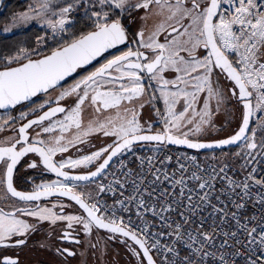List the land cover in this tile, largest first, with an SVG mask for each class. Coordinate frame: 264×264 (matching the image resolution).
Masks as SVG:
<instances>
[{
    "label": "snow or ice",
    "instance_id": "1",
    "mask_svg": "<svg viewBox=\"0 0 264 264\" xmlns=\"http://www.w3.org/2000/svg\"><path fill=\"white\" fill-rule=\"evenodd\" d=\"M80 9L88 30L65 37ZM137 18L140 27L133 31ZM37 19L54 40L60 37L59 46L43 56L22 49L23 57L7 58L0 70V110L18 105L28 109L0 117V131L15 133L0 140V199L15 198L11 211L0 208V250L13 252H0V264H22L20 253L45 222L65 224L56 241L86 244L94 252H102L100 239L92 242L94 230H106L110 240L123 237L137 264H264V176L257 178L255 168L239 181L227 175V165L213 169L208 178L193 171L186 179L189 164L198 170L199 165L196 157L185 155L176 158V179V172L169 176L164 168L173 160L165 154L158 162L139 157V170L121 159L110 179L106 171L114 158L134 155L141 142H156L157 151L168 145L209 149L242 143L247 164L264 158V0H65L63 6L34 0L12 24ZM113 49L118 54L64 86L78 69ZM13 63L17 66H8ZM161 101L163 111L157 107ZM146 103L158 117V131L152 123H141ZM228 104L240 111L232 136L215 143L192 139L214 127L222 109L229 115ZM94 135L111 142L77 158L69 154L54 159L70 149L82 153L81 146ZM29 153L39 157V164L34 160L29 168L42 165L58 179L23 192L14 186V171ZM81 167L89 170L70 174ZM165 182L171 190L163 187ZM91 186L94 190L88 191ZM108 193L110 205L101 195ZM44 197L57 200L51 207L41 206L37 202ZM60 198L79 207L68 213L74 206ZM51 236L33 250L48 251L59 258L58 264H70L77 251L50 242Z\"/></svg>",
    "mask_w": 264,
    "mask_h": 264
},
{
    "label": "flooded vegetation",
    "instance_id": "2",
    "mask_svg": "<svg viewBox=\"0 0 264 264\" xmlns=\"http://www.w3.org/2000/svg\"><path fill=\"white\" fill-rule=\"evenodd\" d=\"M125 23L127 24L128 21L125 20ZM131 28L133 31L134 28L131 25ZM121 50H126L124 46L120 47ZM118 54L117 50H111L110 53H106L105 57L99 58L98 62H94L90 66L80 69L77 74L74 76L75 78L70 82L73 83L75 80L81 78L82 76H85L89 74L90 72L94 71L96 67H99L100 64L105 62V58L109 57L110 55ZM15 65V64H14ZM222 85H226L227 81L224 80L223 77H221L220 80ZM148 106H151L149 104H145V107L141 110L143 113V121L144 122H150L151 120H147L150 117L148 116ZM27 108H23L20 105L16 106V109H10V110H0V117L7 118L8 116H19L21 111H27ZM141 118V114H140ZM2 122V120H0ZM16 127H19V123L16 125ZM159 128V127H158ZM158 131V130H153ZM15 133L10 130L6 129L4 131H0V140L4 139L5 137L14 135ZM107 140V138H102L101 136L94 135L92 138H90V143L87 145H82L83 152H76L75 149H70L69 153L65 154H57V156L54 159H59L60 155L68 156L69 154L73 158H77L81 154H87L90 151L96 150V148H99L102 146V144ZM37 161L39 164V157L36 154L29 153L24 158L21 159L19 164L17 165L16 170L14 171V186L19 191L23 192H31L34 188H36L37 185L49 183L56 179V175L51 172L43 171L42 165L37 168H29L28 164L32 161ZM92 170V166H89ZM88 168H77L74 170H70L71 172H87ZM100 182V179L97 180ZM80 184H83L84 182H77ZM94 186H91L88 188V191H93ZM79 191V189H78ZM64 201L65 204H71L74 207L66 209L68 213H74L75 209L78 208V205H75L74 201H68L67 198H60ZM15 200V198H12V200H5L0 199V208H2L4 211H11L12 210V202ZM57 200L56 197H44L37 203L41 204V206H48L51 207L53 203H55ZM31 222V218H27ZM65 228V224L60 222L56 225H51L49 223H42L40 226V231L33 234L30 240V244L27 248L24 249L22 253H20V257L22 260V264H58L59 258L55 257L52 253L48 251H39V250H33L34 245L41 240L48 239L49 233L51 232V241L52 243H57L58 246L62 247H68L72 248L77 251V256L70 257V264H137V259L135 256L132 255V253L125 247V245L121 242L124 238L119 237L117 239H107L108 233L106 230L101 229L98 232L96 230L93 231V234L91 236L92 242L95 243L97 239H100V247L101 251L94 252L90 248L87 247L85 244L84 246L75 245L71 242H58L55 240V237L59 236L62 229ZM77 231H79L80 236L79 238L83 241L86 239L84 236L82 230L77 227ZM102 238V239H101ZM0 252H3V254L6 255H12V250H0Z\"/></svg>",
    "mask_w": 264,
    "mask_h": 264
},
{
    "label": "built area",
    "instance_id": "3",
    "mask_svg": "<svg viewBox=\"0 0 264 264\" xmlns=\"http://www.w3.org/2000/svg\"><path fill=\"white\" fill-rule=\"evenodd\" d=\"M255 127V125H251ZM258 134L256 137L257 143L260 142L261 135L259 133V130H257ZM159 146L157 145L154 148H150L143 145H137L134 147V155L132 153H126L124 156L116 157L115 160L112 162L111 167L106 170L108 175V179L111 178V172L117 170L119 168V160L124 159L125 162L132 168L139 170V157H153L154 161L158 162L160 158L163 157V155H171L173 157V160L171 162H168L164 165L165 170L168 172L169 176L172 175L173 172H176V179L180 178V172H179V165L177 164L176 158L177 157H196V164L199 165V170L195 167V165L189 164L190 171L185 173V178L187 179L188 176L191 175V172L195 171L198 175H203L205 178H208L210 174H212L213 169H215L217 172L221 167L224 165H227V175L230 177H234L236 180H242L247 174L248 171H250L252 168L256 169L255 175L257 178L264 176V158L257 157L256 161L252 164H247L246 162V153L247 149L243 146L242 143L237 145L236 147L229 148V149H222L211 152L213 154V158H209L207 155L208 153L203 152H197L194 150H188L184 148H178L173 146H167L165 149L161 151H157V148ZM257 152L260 151V149L256 150ZM237 153H240V155H237ZM186 162L187 161H181ZM159 166V165H158ZM145 169H147V165L144 166ZM223 175V174H221ZM103 178H100V181ZM149 180L152 179L151 176L148 177ZM107 182V181H103ZM189 187H194L195 182L194 181H188ZM221 184L219 181H217V191L221 188ZM163 187H168L169 190H171L172 185L165 182ZM259 191L258 186L254 187L252 189V194L255 196L256 193ZM103 197V200H105L109 205L113 203L112 194H101ZM224 199V197H222ZM254 210H250L249 215L253 214ZM120 213H118L119 215ZM258 215V213H256ZM125 216V219L128 217V213L123 214ZM132 219L135 220L136 217L133 215Z\"/></svg>",
    "mask_w": 264,
    "mask_h": 264
},
{
    "label": "rangeland",
    "instance_id": "4",
    "mask_svg": "<svg viewBox=\"0 0 264 264\" xmlns=\"http://www.w3.org/2000/svg\"><path fill=\"white\" fill-rule=\"evenodd\" d=\"M34 3V0H28V5L20 10L14 13L13 17L21 12L27 11L29 9V5ZM54 3L60 6H63V4L65 3V0H54ZM81 14L82 16L85 17L84 15V9H80L78 12L75 13V20L77 19V16ZM143 14V10H141L140 13L137 14V17L139 15ZM12 17V18H13ZM140 23L141 21L139 20V18L136 19L135 23L132 24V27L134 28V30H137L140 27ZM36 25L40 28H43L45 31L44 33L39 36L37 38L36 44L34 47L32 48H26L23 49L25 50L27 53H33L35 51H39L40 56L43 54H46L47 51L49 50V47L56 45V40H59L60 37H56V40L53 39L52 36V32L50 29H47L44 25H43V20L37 19V20H33L30 21L28 24L26 25H21V24H17L15 26H13L12 24V19L11 21L0 27V34H5V35H9V34H13L16 32H21L23 30H26L28 28H30L31 26ZM5 29H10L9 31H5ZM65 37L69 36V33H65L64 34ZM17 54H20L22 57L24 55V53L21 52V50L19 51H15L13 52L11 55H7V56H3L0 57L1 58V67H5L7 64V58L9 57H15ZM38 56L36 55H32L31 58H36ZM15 63L11 64L14 65ZM8 65V66H11ZM70 84V83H69ZM65 87H67V85H65ZM157 107L160 108L162 111L164 109V105L161 102H159L157 104ZM227 108L230 111L229 115H225L224 110L222 109L215 117H214V127L209 128L207 130H205L204 132L198 134V136L196 137H192L193 139H201V140H213V139H218V138H222V137H226L230 134H232L233 132H235V130L238 128L239 124H240V111L238 106L234 105V104H228ZM148 116L150 117L149 119L147 118V120H151L150 122L147 123H152L154 125V128H158L160 129L161 125L158 121V117H156L155 112L152 110L151 106H148ZM140 114H141V123L143 121L142 117H143V113L140 110ZM145 123V122H144ZM97 136V135H96ZM103 138V136H101ZM106 138V137H104ZM108 140V138H107ZM109 143L111 142L110 140L108 141ZM143 146H147L150 148H154L157 145L155 144H144ZM209 158H213V154L211 152L208 153L207 155Z\"/></svg>",
    "mask_w": 264,
    "mask_h": 264
},
{
    "label": "trees",
    "instance_id": "5",
    "mask_svg": "<svg viewBox=\"0 0 264 264\" xmlns=\"http://www.w3.org/2000/svg\"><path fill=\"white\" fill-rule=\"evenodd\" d=\"M28 5V0H6L0 10V27L8 24L14 13L24 9ZM86 17L79 14L76 19L74 27L70 30L68 38H71L72 33L79 35L82 31H87L85 27ZM44 29L36 25L31 26L30 28L23 30L21 32H16L13 34L5 35L0 34V57L11 55L15 51H19L26 48H32L35 46L37 38L44 33ZM56 44L49 47L48 52H51L53 48L58 47ZM1 61V58H0ZM1 63V62H0ZM0 68L1 65H0ZM75 77H71L67 80L69 84ZM153 130H159V128H154Z\"/></svg>",
    "mask_w": 264,
    "mask_h": 264
},
{
    "label": "water",
    "instance_id": "6",
    "mask_svg": "<svg viewBox=\"0 0 264 264\" xmlns=\"http://www.w3.org/2000/svg\"><path fill=\"white\" fill-rule=\"evenodd\" d=\"M6 0H0V10H1V8H2V6H3V4H4V2H5ZM121 47V46H120ZM114 50V49H113ZM111 51V50H110ZM47 54H50V52H48V53H46V54H43V55H47ZM43 55H41V56H43ZM37 58H39V57H36V58H32V59H37ZM99 59V58H98ZM23 62H26V60H24ZM94 62H96V61H94ZM93 62V63H94ZM92 63V64H93ZM15 66H17V64H15V65H11V67H15ZM88 66H90V65H86V66H84L83 68H86V67H88ZM5 67H2V68H0V70H3ZM83 68H81V69H83ZM80 69H78L77 70V72L79 71ZM77 72L76 73H74L71 77H73V76H75L76 74H77ZM71 77H69V78H67V80L68 79H70ZM25 103H27V102H25ZM10 110V109H9ZM238 130V128L235 130V132ZM235 132H233L232 134H230V135H228V136H226V137H222V138H218V139H213V140H201V139H194V140H198L199 142H204V143H215V142H217V141H219V140H223V139H227V138H229L230 136H232ZM193 139V138H192ZM144 144H155V145H157V143L156 142H141L140 144H138V145H144ZM168 146H173V147H178V148H184V149H188V150H194V151H197V152H203V153H209V152H213V151H217V150H222V149H229V148H233V147H236L237 146V144H233V145H223V146H221V147H213V148H209V149H189V148H187L186 146H184V145H168ZM115 160V158L113 159V161ZM86 172H71L70 171V174H85ZM100 178H97V180H99Z\"/></svg>",
    "mask_w": 264,
    "mask_h": 264
}]
</instances>
